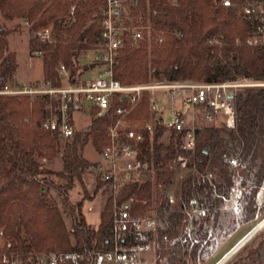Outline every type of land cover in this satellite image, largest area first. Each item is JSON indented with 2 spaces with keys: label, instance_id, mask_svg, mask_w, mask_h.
<instances>
[{
  "label": "trees",
  "instance_id": "1",
  "mask_svg": "<svg viewBox=\"0 0 264 264\" xmlns=\"http://www.w3.org/2000/svg\"><path fill=\"white\" fill-rule=\"evenodd\" d=\"M221 1L142 0L131 7L134 22L151 26L152 32L135 49L128 42L130 34L126 35L114 76L125 85L264 81V47L248 43L259 24L243 14L242 0H232L231 7ZM105 9L106 0H0V14L18 20V27L29 22L31 32L39 27L53 29L50 42L38 36L29 41L32 56L42 51L44 82L53 87L67 84L59 73L61 65L76 84L93 70L92 63L102 64H83V59L103 42L100 22ZM9 33L0 28V78L17 82L19 64L9 50ZM235 100L236 128L198 130L193 154L182 149L181 133L158 124L144 153V161L155 172L154 181L130 185L114 197L98 173V189L107 188L109 195L96 225L84 211L85 198L74 204L70 200L91 165L81 155L83 132L77 130L64 143L57 131L45 129L43 123L51 116L48 96H0V240L4 241L0 264H45L46 255L61 251H79L85 264H98L115 246V205L126 200H132L136 215L150 214L157 221L145 238L125 237L128 244L150 245L155 254L152 264L204 262L221 236H230L238 224L251 223L262 210L257 196L264 183V88L242 89ZM149 117L147 93L131 118ZM109 123L104 115L90 124L88 135L99 151L108 142ZM177 153L189 155L187 169L171 168L169 160ZM58 154L63 168L54 172L45 158ZM235 159L237 164L232 165ZM236 190L239 212L227 229L226 200ZM225 264H264V226Z\"/></svg>",
  "mask_w": 264,
  "mask_h": 264
},
{
  "label": "built area",
  "instance_id": "2",
  "mask_svg": "<svg viewBox=\"0 0 264 264\" xmlns=\"http://www.w3.org/2000/svg\"><path fill=\"white\" fill-rule=\"evenodd\" d=\"M142 0H106V9L100 25L104 27L103 42L98 49L91 51L93 61H101L100 70L91 77L71 83V73L61 65L59 73L66 81L65 86L53 87L48 82L27 83L4 81L0 78V96L39 95L50 99L51 116L43 126L58 133L62 142L72 138L78 130L75 115L78 112H92L98 109V116L107 115L110 123L107 127V143L101 151L104 164L99 173L108 184L114 197H117L130 185H139L155 180V172L144 161V153L152 140V134L158 124L169 130L181 133L182 149L193 154L197 147V131L201 129L199 115L206 121L222 118L224 125L235 129L238 112L235 96L242 89L263 87L264 81L251 78H239L233 81L195 82L177 81L136 83L125 85L114 76L120 49L124 47L126 35L132 48L141 45V41L150 38L152 27L136 24L131 14V7ZM225 7H231L232 0H222ZM74 8L71 12L74 14ZM245 16L255 19L259 24L257 32L248 38L251 45L264 47V0H242ZM29 25V22H26ZM53 29L40 27L36 37L43 42L52 40ZM163 35L160 36L161 42ZM42 55L36 51L33 56ZM96 66V67H97ZM95 69V68H94ZM149 93L150 117L145 121L133 120L131 116L137 111L144 96ZM55 103V105H54ZM167 114L166 116H164ZM172 117L166 119L168 115ZM173 160L185 170L189 164V155L177 153ZM237 159L232 160V165ZM170 201H174L173 195ZM113 215L114 248L108 250L100 264H141L143 253L150 250V245L128 244L125 237L134 234L145 238L144 233L157 226L156 219L150 214L134 213L132 200L115 205ZM99 261V260H98ZM45 264H85L79 251L49 253Z\"/></svg>",
  "mask_w": 264,
  "mask_h": 264
},
{
  "label": "rangeland",
  "instance_id": "3",
  "mask_svg": "<svg viewBox=\"0 0 264 264\" xmlns=\"http://www.w3.org/2000/svg\"><path fill=\"white\" fill-rule=\"evenodd\" d=\"M16 21H9L0 14V28L10 30L8 38L9 50L16 54L17 62H19V76L20 81L17 82H27V83H43L45 81L44 72H43V61L42 55L32 56L29 46V41L33 37H36V32H31L30 25L22 23L19 27ZM40 28V27H39ZM94 56L89 54L86 58L83 59V64H86L90 61H93ZM100 66H97L94 71H87L84 74V78L91 77V75L98 70ZM17 76V74H16ZM15 76V77H16ZM155 82V81H152ZM150 82V83H152ZM149 84V83H148ZM141 104V103H140ZM139 104V105H140ZM165 114L164 116H166ZM96 117V115L90 111L88 112H78L75 115L76 122L78 125V130L83 132V137L81 140V155L83 158L87 159L91 165L89 169L86 170L83 176V182H78L77 185L71 192V203H77L81 199L85 198L84 211L87 215V218L90 223L98 224L100 215L105 208L106 199L109 195V190L107 188L98 189V176L99 168L104 164L103 157H101V151L97 149L92 141V137L88 135L91 131V122ZM169 114L166 119L171 118ZM141 121H145L148 118H138ZM199 125L201 126V131L206 130L207 128L225 126L222 118L218 117L214 121H206L202 115H199L198 118ZM46 166L48 169L58 172L63 168V160L61 154L56 155L52 159H46ZM170 166L173 169L180 170L179 164L173 160V156L169 160ZM211 175V174H210ZM55 180H58V177L53 176ZM46 189V188H45ZM177 189V188H175ZM175 191V190H174ZM171 192L173 197L175 193ZM258 202L262 206L260 214L256 217L254 221L247 224H238L236 229L228 236L223 238L222 236L216 242V248L213 253L206 257V260L201 264H215L217 261H220L223 256L228 254L239 242L242 241L244 237L253 229V227L260 223L264 219V183L261 188L258 196ZM225 208L227 209L228 217L227 221L229 223L224 225V228L231 229V221L236 218L239 212V202H238V191L236 190L230 199L226 200ZM68 223H70V218H67ZM3 239L0 240V245H3ZM143 259L141 264H152L155 260V254L151 251L143 253ZM235 256V255H234ZM233 256V257H234Z\"/></svg>",
  "mask_w": 264,
  "mask_h": 264
},
{
  "label": "water",
  "instance_id": "4",
  "mask_svg": "<svg viewBox=\"0 0 264 264\" xmlns=\"http://www.w3.org/2000/svg\"><path fill=\"white\" fill-rule=\"evenodd\" d=\"M97 66V63H92L90 65L91 69H94ZM264 226V219L258 224H256L253 229L242 239L241 242H239L238 246H236L233 250H231L228 254H226L220 262L217 264H225L228 260H230L234 255L238 253V250L242 248L244 244H246L249 240L253 238L255 233L259 231ZM102 261V257L99 258L98 264H100Z\"/></svg>",
  "mask_w": 264,
  "mask_h": 264
},
{
  "label": "crops",
  "instance_id": "5",
  "mask_svg": "<svg viewBox=\"0 0 264 264\" xmlns=\"http://www.w3.org/2000/svg\"><path fill=\"white\" fill-rule=\"evenodd\" d=\"M18 64H19V62H18ZM19 66H20V64H19ZM92 71H94V70H92ZM18 76H19V68H18V71H17V76H16L15 78H16L17 81H20V79L18 78ZM19 83H20V82H19ZM223 257H224V256H223ZM223 257H222V258H223ZM221 260H222V259H221ZM221 260H220V261H221ZM218 262H219V261H217L215 264H217Z\"/></svg>",
  "mask_w": 264,
  "mask_h": 264
},
{
  "label": "bare ground",
  "instance_id": "6",
  "mask_svg": "<svg viewBox=\"0 0 264 264\" xmlns=\"http://www.w3.org/2000/svg\"><path fill=\"white\" fill-rule=\"evenodd\" d=\"M247 235H248V234H247ZM236 246H238V245H236ZM236 246H235V247H236ZM235 247H234V248H235ZM234 248H233V249H234ZM233 249H232V250H233ZM219 262H220V261H219Z\"/></svg>",
  "mask_w": 264,
  "mask_h": 264
}]
</instances>
